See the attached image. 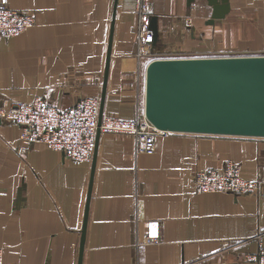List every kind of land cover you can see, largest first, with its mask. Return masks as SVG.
I'll return each instance as SVG.
<instances>
[{"label": "crops", "instance_id": "crops-1", "mask_svg": "<svg viewBox=\"0 0 264 264\" xmlns=\"http://www.w3.org/2000/svg\"><path fill=\"white\" fill-rule=\"evenodd\" d=\"M7 3L32 12L35 24L0 35V107L43 98L66 109L86 96L101 100L112 38L103 115L144 119L150 59H134L136 0ZM228 5L225 18L210 23L207 0H151L158 31L152 58L264 55V0ZM20 134L18 125L0 120L6 264H79L87 204L82 264H256L247 256L264 231V188L200 192L193 178L232 161L245 178L257 179L264 137L167 132L147 154L130 136L101 133L92 174V162L75 163L44 144L23 151Z\"/></svg>", "mask_w": 264, "mask_h": 264}, {"label": "water", "instance_id": "water-1", "mask_svg": "<svg viewBox=\"0 0 264 264\" xmlns=\"http://www.w3.org/2000/svg\"><path fill=\"white\" fill-rule=\"evenodd\" d=\"M207 1L213 8L210 23L225 18L230 10L228 0ZM154 21L152 16L153 45L156 46L158 31ZM111 43L112 38L101 94L99 125L103 118ZM144 115L163 132L264 137V55L152 59L146 67ZM100 135L98 130L92 174ZM91 186L92 178L90 191ZM87 213L88 204L79 264L83 259Z\"/></svg>", "mask_w": 264, "mask_h": 264}, {"label": "built area", "instance_id": "built-area-1", "mask_svg": "<svg viewBox=\"0 0 264 264\" xmlns=\"http://www.w3.org/2000/svg\"><path fill=\"white\" fill-rule=\"evenodd\" d=\"M151 0H136L137 37L134 59L138 65L156 55L154 32L151 28ZM35 24L32 12H23L9 7L7 0H0V35L10 38L19 35ZM189 26L190 24L187 23ZM152 58V59H151ZM100 96H86L72 106L61 109L43 98L33 102H16L8 108L0 107V120L14 123L21 128L20 141L23 151L26 146L40 143L62 153L75 163H90L93 160L98 130L132 137L138 152L152 154L156 138L167 132L156 129L144 116L131 119L103 115L99 125ZM193 183L200 192H229L236 194L258 193L264 188V166L255 180L243 176L238 164L229 161L220 170L196 172ZM148 240L154 239L149 232ZM257 252L247 256L256 264H264V231L256 236ZM0 264L3 250L0 249Z\"/></svg>", "mask_w": 264, "mask_h": 264}, {"label": "rangeland", "instance_id": "rangeland-1", "mask_svg": "<svg viewBox=\"0 0 264 264\" xmlns=\"http://www.w3.org/2000/svg\"><path fill=\"white\" fill-rule=\"evenodd\" d=\"M157 53V52H156Z\"/></svg>", "mask_w": 264, "mask_h": 264}]
</instances>
